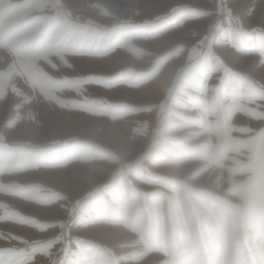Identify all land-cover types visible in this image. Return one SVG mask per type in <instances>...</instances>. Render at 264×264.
<instances>
[{
    "label": "rangeland",
    "instance_id": "rangeland-1",
    "mask_svg": "<svg viewBox=\"0 0 264 264\" xmlns=\"http://www.w3.org/2000/svg\"><path fill=\"white\" fill-rule=\"evenodd\" d=\"M216 26L232 38L218 44ZM58 43L74 45L75 69L47 70L82 77L80 96L34 75ZM209 56L238 81L264 80V0H4L0 203L41 220L75 210L113 264H264V145L250 136L264 119L215 102ZM88 172L105 180L72 198L60 181Z\"/></svg>",
    "mask_w": 264,
    "mask_h": 264
},
{
    "label": "snow or ice",
    "instance_id": "snow-or-ice-1",
    "mask_svg": "<svg viewBox=\"0 0 264 264\" xmlns=\"http://www.w3.org/2000/svg\"><path fill=\"white\" fill-rule=\"evenodd\" d=\"M4 0H0L2 5ZM213 31V39L217 43L227 42L232 38L231 32H224L220 26ZM72 43L50 44L41 50V59L47 67L41 65L34 68V75L52 92L65 90L82 95L86 81L80 76L62 75L55 77L52 72L61 68L73 71L75 65L69 57L75 56ZM58 57L57 64L52 57ZM208 62L220 73L211 92L215 102L222 109L244 108L264 119V80L238 81L226 69L217 65L209 56ZM75 104L76 101H71ZM37 189V192H42ZM38 206H45L40 199L32 200ZM83 216L75 210L67 216L54 220H41L34 215H28L10 203H0V264H113L108 254L93 243L81 226ZM7 226V227H5ZM15 228L26 229L27 233L15 231Z\"/></svg>",
    "mask_w": 264,
    "mask_h": 264
},
{
    "label": "bare ground",
    "instance_id": "bare-ground-1",
    "mask_svg": "<svg viewBox=\"0 0 264 264\" xmlns=\"http://www.w3.org/2000/svg\"><path fill=\"white\" fill-rule=\"evenodd\" d=\"M206 24H204V26H205ZM203 27V26H202ZM201 31H202V29L201 30H199V33H201ZM201 35V34H200ZM200 36H199V34H196V35H194V36H192V37H190V38H183V37H181V38H179V41H180V43L181 44H184V43H194L198 38H199ZM178 39V38H177ZM173 40V39H172ZM171 41V40H170ZM176 42V41H175ZM174 42V43H175ZM173 47V46H172ZM240 57V56H239ZM232 58V57H231ZM237 58V57H236ZM235 58V59H236ZM176 60H178V58L176 59ZM235 61V60H234ZM239 62V61H238ZM238 62H236V63H238ZM242 62V61H241ZM245 62V61H244ZM176 64V65H175ZM231 64V63H230ZM241 64H243V63H241ZM244 64H246V62L244 63ZM172 67H174L173 68V70L175 69V67L178 65V61H175L174 63H172ZM175 65V66H174ZM231 66H236L235 64H232ZM239 66V65H238ZM237 66V67H238ZM243 66V65H242ZM203 69L202 70H204L205 72H207L208 71V69H206V68H204V67H202ZM236 68V67H235ZM238 68H240V67H238ZM252 70V69H251ZM218 76V75H217ZM263 78V77H262ZM108 94V93H107ZM111 96V95H110ZM108 97V96H107ZM192 112V111H191ZM149 123V121H147V124ZM236 135H241V134H236ZM250 136H251V138H254V139H257L258 141H260V143H261V145L263 144L264 145V135H260V133L259 132H257V130L256 131H252L251 132V134H250ZM256 144H257V142H256ZM146 148V143H144V144H140L139 146H138V148L135 150V151H140V150H144ZM258 148H260V147H258ZM253 153V152H252ZM55 174V173H54ZM49 175V174H48ZM52 175V174H51ZM47 176V175H46ZM58 177V176H57ZM69 177V176H68ZM49 179H50V177H49ZM59 180V179H58ZM103 180H105V178H104V176H100L99 178H96V177H94L90 172H88L87 174H86V177L82 180V181H72L71 179H69V178H66V179H62L60 182H61V184H62V186H63V188H64V190L65 191H67L70 195H71V197L72 198H74V197H76V196H82L83 194H85L91 187H93L96 183H98L99 181H103ZM55 181V180H54ZM90 228L92 229V231L95 233V235L97 234L100 238H102L103 240H106V241H110L111 243H115V240H113V239H111L110 237H109V235L108 234H105V232L104 233H100V232H103L104 230H101L100 232L98 231L99 229H98V227H96V226H94V225H90ZM100 228H102L103 229V226L102 227H100ZM107 228V227H106ZM107 230V229H106ZM110 230V229H109ZM93 233V234H94ZM107 233V232H106ZM92 234V233H91ZM123 234V233H122ZM125 235V234H124ZM127 235V234H126ZM118 237H120V236H118ZM122 237H123V235H122ZM122 237L120 238V240L122 239ZM112 238H114V236L112 235ZM115 238H116V236H115ZM114 238V239H115ZM124 238V237H123ZM126 239V237L124 238V240ZM119 240V239H118ZM255 243V242H254ZM256 245V244H255ZM126 250H128V249H125V248H120V252H121V254H123ZM134 252H135V250L132 252L133 254H134ZM157 256V255H156ZM157 262V261H156ZM155 263V262H154ZM132 264H139V263H132ZM140 264H147V263H140Z\"/></svg>",
    "mask_w": 264,
    "mask_h": 264
},
{
    "label": "trees",
    "instance_id": "trees-1",
    "mask_svg": "<svg viewBox=\"0 0 264 264\" xmlns=\"http://www.w3.org/2000/svg\"><path fill=\"white\" fill-rule=\"evenodd\" d=\"M122 24H126V23H123V22H119V23H117L116 25H122ZM203 42V41H202ZM193 65V62H189L188 63V67H191ZM161 120H162V118L161 117H159V119H158V121H157V123H156V128H158L160 125H161ZM74 139V137H72V140ZM51 145V142H46V143H42V144H39V145H35V144H33V143H31V142H21V143H15L14 145H12V146H14V147H17V148H34V147H37V148H40V149H44V148H46V147H48V146H50ZM133 163H135V162H133ZM129 163H127L126 165H128ZM119 173L116 171L111 177H110V179L107 181V182H105L104 184H102L101 186H99V187H96V188H94V189H92L91 191H90V194H92V193H94V192H96L99 188H101L102 186H104V185H106V184H108V183H110V182H112V181H114V180H116L118 177H119ZM197 189H199V190H204V191H206V192H210V194H212V195H216L214 192H212V191H207L206 189H201V188H197ZM86 197H88V196H83L81 199H80V202L81 201H83ZM92 242H96V243H98V244H100V245H103L102 243H100V242H98V241H96V240H91Z\"/></svg>",
    "mask_w": 264,
    "mask_h": 264
}]
</instances>
